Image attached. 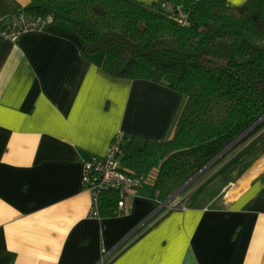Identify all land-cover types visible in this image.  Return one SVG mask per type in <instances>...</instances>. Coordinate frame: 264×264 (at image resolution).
Instances as JSON below:
<instances>
[{
	"label": "crops",
	"instance_id": "1",
	"mask_svg": "<svg viewBox=\"0 0 264 264\" xmlns=\"http://www.w3.org/2000/svg\"><path fill=\"white\" fill-rule=\"evenodd\" d=\"M29 3L0 0V264H98L105 251L108 264H264V154L209 201L161 202L149 184L117 214H91L86 161L120 132L173 137L185 99L107 72L66 19L11 39Z\"/></svg>",
	"mask_w": 264,
	"mask_h": 264
},
{
	"label": "trees",
	"instance_id": "2",
	"mask_svg": "<svg viewBox=\"0 0 264 264\" xmlns=\"http://www.w3.org/2000/svg\"><path fill=\"white\" fill-rule=\"evenodd\" d=\"M24 10L71 21L87 52L105 50L113 76L183 94L173 137L124 136L123 168L161 202L240 146L219 173L240 163L245 171L250 154L264 150V0H30ZM118 205V192L105 189L101 213L117 214Z\"/></svg>",
	"mask_w": 264,
	"mask_h": 264
},
{
	"label": "built area",
	"instance_id": "3",
	"mask_svg": "<svg viewBox=\"0 0 264 264\" xmlns=\"http://www.w3.org/2000/svg\"><path fill=\"white\" fill-rule=\"evenodd\" d=\"M181 15V21L185 23L187 15L185 13H181ZM45 21L46 18L43 16L33 15L21 10L9 28L3 29V32L16 41L25 31L42 28ZM125 134L120 132L116 135L105 155L93 157L85 163L83 185L93 196L91 210L93 216H101V195L105 189L112 188L116 190L119 194V206L124 207L126 197L133 190L140 187L145 179L143 176H133L123 168L121 154ZM179 202H175V205H178ZM98 264H108V253L106 251L103 252Z\"/></svg>",
	"mask_w": 264,
	"mask_h": 264
},
{
	"label": "rangeland",
	"instance_id": "4",
	"mask_svg": "<svg viewBox=\"0 0 264 264\" xmlns=\"http://www.w3.org/2000/svg\"><path fill=\"white\" fill-rule=\"evenodd\" d=\"M246 145L247 143L245 145L240 146L236 151L233 150L232 152L228 154V156L225 159L221 161L217 160L218 162L214 161L212 164H210V166L204 172H202L197 178H195V180L191 184H189L187 187L182 189V191L179 194H177L176 197H174L176 198L175 202H178L180 200L183 201L184 199L188 198V200L190 199L189 203H192L194 201L195 203L197 202L201 203L204 201H209V199L213 198V196H215L217 192L219 191V189L221 188L222 181L224 180L223 178H225L223 177L224 174H227L233 177L234 179H236L238 175H240L244 171L242 170L241 163L232 168H229V169L226 168L223 170L222 173H218V174H215L216 169L218 168L221 169V168L226 167V165L229 164L230 160L234 156H236V154H238ZM263 154H264L263 147H260L256 151L252 152L247 159L249 160L248 161L249 164L247 163L246 165H249V166L246 169H248L252 165L253 160L259 159V157H261ZM152 178L153 177L149 178V180H152ZM204 184H205V187H203ZM168 200H171V199L169 198Z\"/></svg>",
	"mask_w": 264,
	"mask_h": 264
},
{
	"label": "water",
	"instance_id": "5",
	"mask_svg": "<svg viewBox=\"0 0 264 264\" xmlns=\"http://www.w3.org/2000/svg\"><path fill=\"white\" fill-rule=\"evenodd\" d=\"M213 162H211L210 164H212ZM210 164L202 171V172H204L209 166H210ZM202 172H200L197 176H195V178H197ZM195 178H193L192 180H190V182H188L185 186H183L181 189H179L170 199H172V198H174V197H176L177 196V194H179L181 191H182V189H184L185 187H187L189 184H191V182L195 179Z\"/></svg>",
	"mask_w": 264,
	"mask_h": 264
},
{
	"label": "bare ground",
	"instance_id": "6",
	"mask_svg": "<svg viewBox=\"0 0 264 264\" xmlns=\"http://www.w3.org/2000/svg\"><path fill=\"white\" fill-rule=\"evenodd\" d=\"M262 169H264V167Z\"/></svg>",
	"mask_w": 264,
	"mask_h": 264
}]
</instances>
